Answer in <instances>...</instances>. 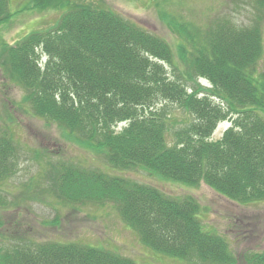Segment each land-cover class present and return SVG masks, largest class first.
Returning <instances> with one entry per match:
<instances>
[{"label":"trees","instance_id":"obj_1","mask_svg":"<svg viewBox=\"0 0 264 264\" xmlns=\"http://www.w3.org/2000/svg\"><path fill=\"white\" fill-rule=\"evenodd\" d=\"M35 2L33 8H43V0ZM253 2L264 10V0ZM77 7L53 28L32 32L15 47L2 49L3 78L21 89L28 112L58 125L80 147L104 153L107 166L115 171L143 170L187 187L202 182L239 206L264 202V76L259 77L256 68L263 51L259 24L243 28L222 19L204 38L188 36L187 44L195 46V80L190 83L197 88L191 90L157 65L172 60L160 38L145 35L111 10ZM11 16L7 0H0V25ZM179 50L185 54L184 48ZM197 79H206L210 87H202ZM159 102L194 116L172 134V146L166 142L170 129L155 113ZM233 117L222 138L211 141L217 123ZM15 144L8 132L0 131V182L17 171ZM52 175L50 194L66 204L114 205L122 221L155 253L200 264H236L227 240L201 224L200 206L192 197H171L98 168L54 165ZM17 246H0V264H136L76 243ZM242 260L264 264V253L247 252Z\"/></svg>","mask_w":264,"mask_h":264},{"label":"rangeland","instance_id":"obj_2","mask_svg":"<svg viewBox=\"0 0 264 264\" xmlns=\"http://www.w3.org/2000/svg\"><path fill=\"white\" fill-rule=\"evenodd\" d=\"M33 4L36 5L35 0H7L13 16L0 25V54L3 48L15 47L32 32L53 28L65 13L79 5L111 10L145 35L160 38L172 52V60L157 65L171 79L191 90L197 88L190 83L195 80L193 71L191 74L195 46L187 44L191 43L188 36L196 34L204 38L215 22L222 19L243 28L258 23L263 51L256 68L257 75L264 76V10L255 8L253 0H43L44 6L39 9L33 8ZM187 31V35L182 34ZM196 81L202 87H210L206 79ZM22 98L21 89L7 82L0 69V131L8 132L15 141L17 157L16 173L0 182V246L3 248L29 242L76 243L107 250L136 264H200L168 258L144 246L112 204H66L50 194L52 166L72 164L98 168L152 186L171 197H192L200 206L201 224L227 240L236 264H245L242 255L247 252L264 253V202L239 206L202 182L187 187L143 170L110 169L104 153L86 150L68 138L58 125L34 118ZM154 108L170 129L166 142L172 146V134L188 126L194 116L166 102H159ZM234 120L235 117L219 121L210 140H220Z\"/></svg>","mask_w":264,"mask_h":264}]
</instances>
